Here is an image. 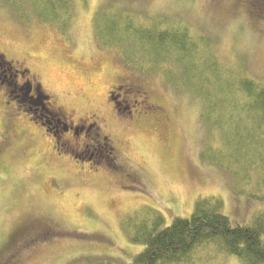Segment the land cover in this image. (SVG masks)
Instances as JSON below:
<instances>
[{"label":"rangeland","instance_id":"rangeland-1","mask_svg":"<svg viewBox=\"0 0 264 264\" xmlns=\"http://www.w3.org/2000/svg\"><path fill=\"white\" fill-rule=\"evenodd\" d=\"M261 2L264 0H73L75 15L70 38H65L50 27L27 25L0 1V50L33 66L49 92L59 98L64 113L73 114L76 121L100 113L104 123L99 132L113 133L118 139L117 162L123 169L117 176L104 162H75L64 150H53L58 141L45 131L39 150L13 160L12 143L17 136L4 126L15 122L17 111L13 100L0 104V247L14 231L32 221L49 233L61 234L32 243L14 264H72L79 259L85 263L93 257L128 264L145 247L131 236L153 211L164 216L162 229L176 217H189L201 197H219L223 212L239 224L251 223L256 214L264 212V201L235 192L230 174L201 158L208 142L201 103L157 76L125 67L114 51L98 47L93 30L96 13L106 6L146 16H174L214 38L217 52L227 64L242 63L248 75L264 83V20L252 13ZM11 73L0 59V77L11 83ZM125 78L140 85L153 105L163 110L146 111L141 119L132 113L118 114L108 92L116 79ZM119 101L122 107L131 104L123 92ZM38 114L50 127L57 126L58 119L59 125L68 122L54 114L47 100ZM29 116L18 118L26 124ZM89 124H95V118ZM95 133L91 129L89 138H95ZM80 139L86 140L84 136ZM59 141L65 144L64 138ZM98 152L106 153L90 144L88 154ZM126 175L134 176V181ZM84 233L88 237H80ZM202 257V253L195 254L190 264H241L234 256L220 255L211 262Z\"/></svg>","mask_w":264,"mask_h":264},{"label":"trees","instance_id":"trees-1","mask_svg":"<svg viewBox=\"0 0 264 264\" xmlns=\"http://www.w3.org/2000/svg\"><path fill=\"white\" fill-rule=\"evenodd\" d=\"M0 1L27 25L50 27L70 38L75 15L73 0ZM107 7L101 8L94 18L98 47L114 51L117 59L132 71L157 76L167 86L184 90L198 100L208 137L201 158L226 170L235 192L264 201V83L248 75L242 63L227 64L218 54L214 38L193 30L177 17L146 16ZM253 10L254 18L264 20V2L254 5ZM146 96L147 105L151 106ZM158 108L163 110L159 106L155 110ZM217 137L218 142L211 143ZM104 164L113 173L118 170L109 159ZM149 217L134 227L132 241L145 247L128 264H190L198 253L207 262L228 255L241 264H264V212L256 214L251 223H235L223 212L219 197L206 196L197 199L189 217H176L162 229L161 213L153 211ZM46 230L42 241L61 235ZM27 248L30 246L22 242L21 236L11 234L0 247V264H14ZM74 263L117 264L106 257Z\"/></svg>","mask_w":264,"mask_h":264},{"label":"flooded vegetation","instance_id":"flooded-vegetation-1","mask_svg":"<svg viewBox=\"0 0 264 264\" xmlns=\"http://www.w3.org/2000/svg\"><path fill=\"white\" fill-rule=\"evenodd\" d=\"M0 59L4 64L9 66V69L12 71L11 83L4 77H0V92L2 93L0 104L3 103L8 105L9 100H13L15 104L14 108L17 111L14 115L15 122L13 123L11 121L10 127L9 124L4 126L6 132H9L11 129V132L17 136V141H13L12 143L13 145L15 144L12 153L13 160L25 157L31 150H39L40 141H43L42 134H44L43 131H45V133L52 134L54 139L58 141L53 148L55 152L58 151V153H61L60 150H64L65 156L69 153L70 156L76 160L75 162L81 161L87 164L95 163L99 165L101 162L109 159L118 167L115 168L118 170L112 173L117 176L122 174L123 169L117 162L116 154L118 139L113 133H111V135H105L104 132H99L100 123H104L103 118L100 117V113L99 116L95 114V117L93 115L91 118L81 119L80 122L79 120L76 121L77 119H75L73 114L64 113V107L59 103V98L54 93L49 92V88L45 86L39 72L27 61L13 57L11 53L6 50H0ZM114 83H122L119 86L112 85L111 90L108 92L110 101L114 104V109L118 114L132 113L131 116H136L138 119H141L150 108H152L150 110L155 111L156 106L151 104L155 102H151V106L147 105L149 103V101H147V93L142 90L140 85L138 87L134 82L128 79H116ZM116 92L121 94L123 92L126 100L131 102V104L122 107V103L119 101L121 94L115 95ZM3 100H5V102ZM45 100H47L50 109L54 111L56 116L62 117L68 120V122L59 125L62 122L61 119H58L59 124L55 127H50L49 124H46L44 119L38 114L39 108L41 106L44 107ZM21 115H30L26 124L22 123L21 119L18 118ZM93 118H95V124H89V120H93ZM91 129L96 131L95 138H89ZM32 130L34 132H32ZM41 132L43 133L41 134ZM81 136H84L86 140L80 139ZM59 138H64L66 145L60 144L61 141H59ZM72 141L73 144L76 145V148L71 149ZM91 141L93 142L90 143ZM90 144L93 146L96 144L97 147L105 149L106 156H103V153L99 152L98 154H88ZM103 165L106 166L105 164ZM82 167L83 166H81V168ZM106 167L109 168L108 166ZM89 169H91V167H89ZM130 175H126V178H132L128 180L134 181V176L132 177ZM45 233H47L45 228L36 226L35 222L32 221L25 226H21L14 231L12 235L17 236V238L21 236L22 242L26 241L28 246H32V243H38V241L44 239L43 235Z\"/></svg>","mask_w":264,"mask_h":264}]
</instances>
